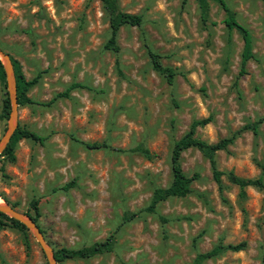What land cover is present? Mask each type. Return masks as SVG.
<instances>
[{
    "label": "rangeland",
    "instance_id": "1",
    "mask_svg": "<svg viewBox=\"0 0 264 264\" xmlns=\"http://www.w3.org/2000/svg\"><path fill=\"white\" fill-rule=\"evenodd\" d=\"M226 1L253 38L255 59L237 85L243 41L234 30L228 42L216 2L204 27L196 0H119L123 11L142 14L143 24L121 27L114 52L103 47L110 28L99 0H0V48L27 79L42 71L27 93L33 102L17 106L18 125L46 137L20 139L13 161L0 156V199L33 215L30 201L37 198V224L53 251L114 234L111 251L57 264H192L197 252L240 242L243 249L202 264H264V192L248 186L241 198L226 175L264 179V122L257 134L243 130L216 152L222 190L209 160L191 147L180 165L189 176L198 173L192 192L145 210L153 189L170 184L173 141L193 119L211 118L195 135L213 143L264 116V0ZM147 48L175 70L173 84L152 68ZM72 82L91 89L44 104ZM6 91L0 79V111ZM8 123L0 118V139ZM93 141L112 148L83 144ZM139 144L149 156L117 150ZM124 213L135 216L123 221ZM160 216L169 220L161 224ZM27 241L15 227L1 229L0 264H49L29 229Z\"/></svg>",
    "mask_w": 264,
    "mask_h": 264
},
{
    "label": "trees",
    "instance_id": "2",
    "mask_svg": "<svg viewBox=\"0 0 264 264\" xmlns=\"http://www.w3.org/2000/svg\"><path fill=\"white\" fill-rule=\"evenodd\" d=\"M101 2L104 13L108 17L110 34L107 40L105 41L103 47L114 52H118L120 47L117 42L118 33L123 26H134L141 27L143 24V16L139 13H130L125 12L120 8L119 0H99ZM182 5H185L188 0H180ZM210 1L216 2L223 9L225 17L223 18V23L227 29V40L231 41L232 32L237 31L243 41L242 50L240 53V62L237 76L234 81V85L238 84V79L247 73V63L255 59V54L253 52V38L250 30L240 23L236 17V13L230 8L226 0H196L197 7L199 10V18L202 26H208L209 20V11H210ZM147 52L150 58L152 68L163 75L168 82V84H173L174 78L176 75L175 70L170 66H165L160 60V55L150 48H147ZM10 60L13 66L15 83H16V97L18 105L30 104L33 100L28 96L29 89L34 86L38 80L41 78L42 71L38 72L34 77L27 79L24 75L21 65L15 58L10 56ZM115 64L117 66L118 72L121 74L119 67V60L116 59ZM0 79L4 82L6 86L5 73L3 70L2 63L0 61ZM74 88H87L91 87L81 83V82H72L64 91L58 92L52 97L49 101L44 104L52 103L56 98L59 97H68L69 93ZM11 107L8 92H5V97L2 100V106L0 111V118L7 121L10 117ZM211 120L210 117L193 119L189 125L188 130L178 139L173 141L171 154H170V167L172 179L170 184L165 187H155L152 191L151 199L145 210L153 212L156 206L161 202L170 197H185L192 192L191 184L194 180L198 178V173H193L192 175H187L181 165V153L191 147L197 148L208 160L212 170V176L215 182L218 184L220 190H222V175L223 171L219 170L216 166L215 154L217 151L225 150L230 144L234 142L237 136L243 130H251L254 134L258 133V128L261 123L264 122V116L259 117L253 122L244 124L238 130H235L229 136L220 138L218 141L209 143L205 140L198 138L195 135L196 129L198 126H203ZM30 139L35 142L43 143L46 139L45 136L38 134L37 132L30 130L25 127L17 126L13 132L9 142L6 147L0 154V156L6 157L9 161L15 159L14 148L16 143L22 139ZM83 144L90 149H101V148H112L107 142L102 141H93V142H83ZM121 151H130V152H139L145 155L146 157L150 155V151L145 148L142 144L131 147L127 150L117 149ZM227 178L230 182L237 185L239 188V197L244 198L246 196V188L248 186L255 187L264 192V179L262 176L255 178H244L236 175L233 171H228L226 173ZM75 185V181L72 180L64 184L61 189L68 190ZM30 208L34 211V214L31 215L27 212L33 221L37 224V219L39 217V200L33 198L30 201ZM135 213H124L123 221H128ZM185 218V217H184ZM161 224L166 223L169 219L160 216L159 217ZM38 225V224H37ZM6 226L15 227L21 230L24 233L26 238V246H29L27 241V227L21 221L9 217L3 212H0V230ZM41 230V229H40ZM42 231V230H41ZM113 233L110 234L106 239L101 241H95L89 245L82 246L79 248H67L60 247L54 250V258L57 263L62 262L66 259L72 258H89L96 255L103 254L104 252H109L112 250L114 237ZM199 236V235H198ZM198 236L196 235L192 239V245L196 247ZM245 247V242H240L237 244H216L210 250L205 252H197L192 264H202L206 259L212 258L220 254L223 250L229 249L232 251H238Z\"/></svg>",
    "mask_w": 264,
    "mask_h": 264
},
{
    "label": "water",
    "instance_id": "3",
    "mask_svg": "<svg viewBox=\"0 0 264 264\" xmlns=\"http://www.w3.org/2000/svg\"><path fill=\"white\" fill-rule=\"evenodd\" d=\"M0 61L3 66V70L5 73L6 84L8 88V96L10 100V117L8 119V128L2 138L0 139V154L6 147L7 143L9 142L13 132L18 126V119H17V97H16V83H15V76L13 71V66L10 60V55H8L5 51L0 48ZM2 200V199H1ZM0 212L5 213L9 217H13L26 225V227L34 234L37 241L40 243L43 252L46 255L49 264H57V261L54 258V251L49 247L48 243L46 242L42 232L38 225L33 221V219L17 209L13 208L12 206L8 205L6 202L2 200L0 202Z\"/></svg>",
    "mask_w": 264,
    "mask_h": 264
},
{
    "label": "bare ground",
    "instance_id": "4",
    "mask_svg": "<svg viewBox=\"0 0 264 264\" xmlns=\"http://www.w3.org/2000/svg\"><path fill=\"white\" fill-rule=\"evenodd\" d=\"M2 199V198H1ZM0 199V202L2 203V200Z\"/></svg>",
    "mask_w": 264,
    "mask_h": 264
}]
</instances>
